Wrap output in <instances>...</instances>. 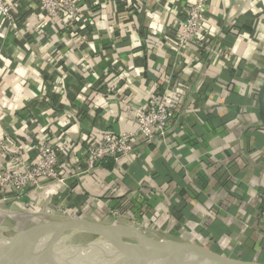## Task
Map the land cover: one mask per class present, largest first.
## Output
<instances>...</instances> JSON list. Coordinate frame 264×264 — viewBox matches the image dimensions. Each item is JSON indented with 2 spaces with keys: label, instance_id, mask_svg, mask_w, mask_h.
Returning <instances> with one entry per match:
<instances>
[{
  "label": "crops",
  "instance_id": "crops-1",
  "mask_svg": "<svg viewBox=\"0 0 264 264\" xmlns=\"http://www.w3.org/2000/svg\"><path fill=\"white\" fill-rule=\"evenodd\" d=\"M5 1L17 8L11 22L0 14V170L17 153L32 158L46 136L63 146L66 177L14 209L32 208L44 223L70 209L264 264V0H76L81 15L66 28L35 0ZM198 4L209 42L181 51L178 19ZM153 94L174 106L172 131L88 172L91 137L134 133L126 100L142 105Z\"/></svg>",
  "mask_w": 264,
  "mask_h": 264
},
{
  "label": "built area",
  "instance_id": "built-area-1",
  "mask_svg": "<svg viewBox=\"0 0 264 264\" xmlns=\"http://www.w3.org/2000/svg\"><path fill=\"white\" fill-rule=\"evenodd\" d=\"M38 3L40 13L55 21L63 28L73 27L78 21L81 11L76 0H35ZM201 2V0H199ZM17 4L0 0V14L9 22L13 21V11ZM206 19L205 11L198 4L188 10L178 19V49L187 50L194 45L200 49L207 47L209 37L205 35L203 23ZM151 37L161 35L156 28L149 31ZM179 53L177 49H171ZM181 88L191 92L189 84L184 83ZM129 118L136 123L137 130L134 133L117 134L112 131H101L97 136H92L85 157L86 170L93 171L102 166L107 160H113L116 164L131 159L138 146H147L164 139L176 125L175 108L164 96L153 94L142 105H134L126 100ZM3 152L5 146L0 142ZM33 157L17 153L12 155L13 167L0 170V202L12 200V205L3 212L7 215L15 214L13 205L22 198L33 199L40 191L52 184H61L66 181L64 163L60 159V153L64 150L62 145L52 142L45 137L37 138L33 144ZM81 170V168L79 169ZM87 171H80L85 174ZM262 215L264 220V200ZM261 205V204H260ZM34 209L28 211L36 214ZM70 211V210H69ZM28 212V213H30ZM67 212V213H66ZM48 213L52 217H74L70 212ZM264 224V223H263Z\"/></svg>",
  "mask_w": 264,
  "mask_h": 264
},
{
  "label": "water",
  "instance_id": "water-1",
  "mask_svg": "<svg viewBox=\"0 0 264 264\" xmlns=\"http://www.w3.org/2000/svg\"><path fill=\"white\" fill-rule=\"evenodd\" d=\"M48 216L51 221L15 231L8 239L18 242L4 251L0 264H249L212 257L170 240L159 242L136 225H104L75 217ZM65 231L95 238L75 248H55L57 233ZM44 234L47 239L41 246ZM117 236L134 241L136 247L120 244ZM7 254L18 258L12 262Z\"/></svg>",
  "mask_w": 264,
  "mask_h": 264
},
{
  "label": "rangeland",
  "instance_id": "rangeland-1",
  "mask_svg": "<svg viewBox=\"0 0 264 264\" xmlns=\"http://www.w3.org/2000/svg\"><path fill=\"white\" fill-rule=\"evenodd\" d=\"M9 205L11 204L10 203L8 204L7 202H3V203L0 202V241L14 237L15 231H25L24 229L30 228L31 226L44 223L41 222L42 220L40 219V217L33 215L34 213L31 214V212L27 214L17 210L15 211V214L7 215L6 212H3V210H6ZM69 210L70 209L68 210L63 209V211L61 210L60 211L56 210V211L58 213H62L66 211L70 212ZM107 223H113V220H108ZM115 224L120 225L119 222ZM62 235L66 237L69 236L68 240H71V242L79 241L80 243L83 244L88 243L95 238L91 234H86V233L82 234L81 232H78V234L73 235L72 231H65L62 233ZM117 241L125 246L136 247V243L134 241L121 236H117Z\"/></svg>",
  "mask_w": 264,
  "mask_h": 264
},
{
  "label": "bare ground",
  "instance_id": "bare-ground-1",
  "mask_svg": "<svg viewBox=\"0 0 264 264\" xmlns=\"http://www.w3.org/2000/svg\"><path fill=\"white\" fill-rule=\"evenodd\" d=\"M72 234L73 235H76L78 234V232L76 231H72ZM83 234V233H82ZM10 237V236H9ZM69 236H63L61 232L57 233V236H56V242H55V248H58V249H66V248H75V247H78V246H81L83 245V243H80L79 241L78 242H71V240H68ZM47 239V235L44 234L43 238H41V246L42 244L46 241ZM18 241H12L10 239H7V240H1L0 241V263L3 261L2 260V257L4 256L3 253L4 251L8 248V247H11V246H14L17 244ZM8 255V254H7ZM10 256L11 258V261L14 262V260H16L18 257L17 255H8Z\"/></svg>",
  "mask_w": 264,
  "mask_h": 264
}]
</instances>
